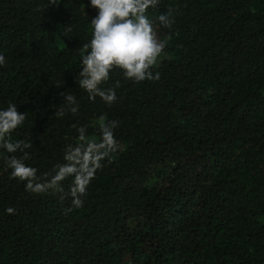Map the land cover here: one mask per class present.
I'll return each mask as SVG.
<instances>
[{
	"label": "trees",
	"instance_id": "trees-1",
	"mask_svg": "<svg viewBox=\"0 0 264 264\" xmlns=\"http://www.w3.org/2000/svg\"><path fill=\"white\" fill-rule=\"evenodd\" d=\"M46 3L0 0V110L26 115L11 140L32 142L38 176L65 163L77 127L98 141L101 116L119 148L66 212L73 177L30 193L3 159L23 153L0 147V264H264V0H160L146 13L166 42L159 79L111 72V106L76 82L97 10ZM62 92L79 111L57 118Z\"/></svg>",
	"mask_w": 264,
	"mask_h": 264
},
{
	"label": "clouds",
	"instance_id": "clouds-1",
	"mask_svg": "<svg viewBox=\"0 0 264 264\" xmlns=\"http://www.w3.org/2000/svg\"><path fill=\"white\" fill-rule=\"evenodd\" d=\"M60 0H47L45 9L50 5H59ZM160 0H90V6L97 10V15L91 18V39L83 45L85 54L82 56L80 71L76 82L88 93L89 99L96 97L108 106L117 100L115 87L102 88L101 85L110 79V73L120 70L124 79L134 83L145 80H158L159 73L153 74V67L158 64L164 53L166 42L159 39L153 27V22L146 15L147 10L159 5ZM173 9L159 15L158 22L165 28H170L175 20ZM71 27H65V35ZM5 64V56L0 54V66ZM60 85L57 84V87ZM116 87H119L117 81ZM64 100L56 110L55 116L62 118L68 113L79 111L76 95L62 92ZM26 119V115L17 111L16 104H9L0 110V147L7 153H23L4 156L7 167L11 169L10 178L25 183V190L41 194L46 192L64 193L62 182L73 177L69 193L72 206L66 209L71 212L83 207L88 187L98 170L102 169L104 161L111 153L118 150L119 144L114 136L118 121L105 122V117H99L100 139H90L87 126L77 127L78 136L74 143H69L64 149L65 163L55 166V174L45 173L38 176L35 167L27 166L24 161L30 158L25 151L32 147V142L23 140L13 142L11 133ZM74 127H76L74 125ZM64 199V195H61ZM8 214H14V208H7Z\"/></svg>",
	"mask_w": 264,
	"mask_h": 264
},
{
	"label": "rangeland",
	"instance_id": "rangeland-1",
	"mask_svg": "<svg viewBox=\"0 0 264 264\" xmlns=\"http://www.w3.org/2000/svg\"><path fill=\"white\" fill-rule=\"evenodd\" d=\"M154 27V26H153Z\"/></svg>",
	"mask_w": 264,
	"mask_h": 264
}]
</instances>
